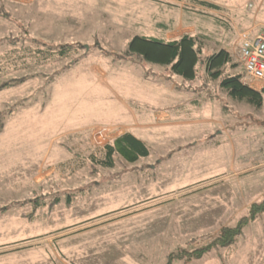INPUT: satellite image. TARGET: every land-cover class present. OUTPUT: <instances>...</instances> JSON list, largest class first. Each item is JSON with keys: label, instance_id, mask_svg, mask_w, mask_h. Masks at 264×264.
Returning a JSON list of instances; mask_svg holds the SVG:
<instances>
[{"label": "rangeland", "instance_id": "rangeland-1", "mask_svg": "<svg viewBox=\"0 0 264 264\" xmlns=\"http://www.w3.org/2000/svg\"><path fill=\"white\" fill-rule=\"evenodd\" d=\"M208 1L221 9L190 0H0V84L28 77L0 91V264H164L172 253V264H264V211L233 245L187 259L264 200V106L228 96L202 71L188 80L104 53L180 25L202 36L203 55L224 47L239 60V34L264 28V0ZM33 39L89 50L33 61L19 50L34 49ZM154 81L166 99L150 96ZM20 99L25 106L13 110ZM130 105L142 108L144 124L164 107L181 122L142 127L150 155L130 163L116 152L106 167L91 134L102 126L113 141Z\"/></svg>", "mask_w": 264, "mask_h": 264}, {"label": "trees", "instance_id": "trees-1", "mask_svg": "<svg viewBox=\"0 0 264 264\" xmlns=\"http://www.w3.org/2000/svg\"><path fill=\"white\" fill-rule=\"evenodd\" d=\"M202 8H210L212 10H220V6L208 1V0H190ZM201 35L183 34L177 39L166 40L164 38H156L152 36H134L128 42V49L123 54L114 55L105 50V55L111 59L113 63L120 60L130 59L132 56L140 57L145 62H151L158 66H163L165 69L170 71L171 74L186 78L188 80H195L200 71L206 77L213 81H218V85L225 89L228 96L243 100L245 99L250 105L254 107L264 106V91L257 90L245 84L243 82V65L240 60H236L232 53L225 48H219L218 51L211 52L203 55L204 43H202ZM15 41L11 42L14 43ZM36 44L35 48L23 46L19 50L25 53V57H30L33 61L42 60L44 63L51 60L52 58H67L68 55L79 52L80 50L88 51L89 48L83 46L82 43H68V44H56L48 45L43 42H38L33 39L32 43ZM102 49V48H101ZM9 54L11 57L17 53L15 48H11ZM16 53V54H15ZM132 59V58H131ZM134 59V58H133ZM75 63L78 62L74 59ZM2 71V62H0V72ZM33 76V75H32ZM146 77V75H144ZM28 77L23 78H12L9 81L2 82L0 84V91L3 88L12 87L13 85L23 84ZM25 100H18L13 104V110L16 107L25 106ZM12 109L6 111L7 116L12 114ZM0 118L4 114L0 113ZM0 131L2 130L3 121L0 120ZM102 151L104 155L102 159H96L99 163H102L106 167L114 166L113 156L116 152H120L124 158L129 161H136L139 158L149 155L150 149L140 139L136 138L130 131L123 132L118 137L114 138L113 141H109L104 145ZM94 162V156L92 157ZM35 204L44 205L41 197L34 199ZM59 202V198L54 199ZM54 202L49 203V210L52 209ZM7 206L0 208V211H5ZM264 211V200L259 203H253L249 210L248 216L243 217L234 226H225L218 234L214 236V239L203 245V247L195 248L187 256L200 258L204 253L210 251L211 248L217 247H228L234 244L237 235L241 233L242 224L248 222V220H255L257 216ZM171 254V259H172ZM181 257V253L177 255ZM171 259L164 262V264H172Z\"/></svg>", "mask_w": 264, "mask_h": 264}, {"label": "built area", "instance_id": "built-area-1", "mask_svg": "<svg viewBox=\"0 0 264 264\" xmlns=\"http://www.w3.org/2000/svg\"><path fill=\"white\" fill-rule=\"evenodd\" d=\"M237 42L236 53L243 65V82L264 91V28L259 31L251 29L241 32ZM108 133V128L97 127L91 134V140L103 146L108 142Z\"/></svg>", "mask_w": 264, "mask_h": 264}, {"label": "crops", "instance_id": "crops-1", "mask_svg": "<svg viewBox=\"0 0 264 264\" xmlns=\"http://www.w3.org/2000/svg\"><path fill=\"white\" fill-rule=\"evenodd\" d=\"M207 9V8H206ZM214 11H216V10H214ZM163 26V25H162ZM164 27V26H163ZM180 25H178L177 26V28H176V26L175 27H171V28H169V29H165V37H164V39H166V40H171V39H177V38H179V37H181L183 34H185V33H187V34H191V35H194V34H196V35H200V34H197L196 32H193L194 31V28L193 27H188V31H183L182 30V33H181V31H180ZM255 30V29H254ZM224 48V47H223ZM94 69V68H93ZM120 69H124V67H121ZM126 69H128L127 67H126ZM128 72H129V69H128ZM170 75H172L171 73H169ZM169 75V76H170ZM143 78V80H145V81H147L148 79L147 78H145L144 76L142 77ZM169 77H167L166 79H168ZM122 80L124 81V79L122 78ZM151 80V79H150ZM150 80H148V81H150ZM153 81V80H152ZM151 82V81H150ZM154 83V84H153ZM124 84H125V81H124ZM124 84H123V87H124V90H123V93H125V88H126V84H125V86H124ZM151 84V83H150ZM154 88V89H153ZM158 90L159 89V91H161L162 90V88H163V86L162 87H160L155 81L154 82H152V85H150V87H149V91H150V96L152 97V98H157V99H166L167 97H166V95L165 94H160L161 92H158V91H156V89ZM175 100V98L174 99H172V98H170V100H169V102H168V105L169 106H172L171 104L173 103V101ZM131 106V105H130ZM128 106L126 109H124L125 110V112L127 113V117L128 118H126V119H124V120H120V121H122L121 123L122 124H124L125 126L124 127H126L127 129L126 130H124L123 132H129V130L130 129H134V130H136L135 132H136V134H134V133H132L136 138H138V139H140V140H142L144 143H145V140H144V138L142 139L141 137V135H139L138 134V130L139 129H141L142 127H150V126H152V125H156V126H162V127H164V125L163 124H168V125H171V126H175V124L177 123V122H181V121H179L178 120V118L179 117H176V116H173V114L169 111V109L170 108H168V107H164L163 109H161V110H157V111H155L154 112V115H153V120L155 121L152 125H150V123H147V124H144V123H142L141 122V120L143 121L145 118H143L144 117V115H143V113L142 114H140L141 112V110H142V108L141 107H137L136 108V110L135 109H133V106ZM135 108V107H134ZM139 109H140V111H139ZM125 113V114H126ZM124 114V113H123ZM77 130H82V129H77ZM123 132H121V133H123ZM115 137H117V136H115ZM146 144V143H145ZM148 147V146H147ZM148 149H149V147H148ZM149 155H150V152H149ZM148 155V156H149ZM148 156H145V157H148ZM139 159H142V158H139ZM138 159V160H139ZM159 160V162L158 163H160L162 160H160V159H158ZM137 161V160H136ZM157 163V164H158ZM150 167V168H149ZM149 169H154V167H155V164L154 165H149Z\"/></svg>", "mask_w": 264, "mask_h": 264}]
</instances>
